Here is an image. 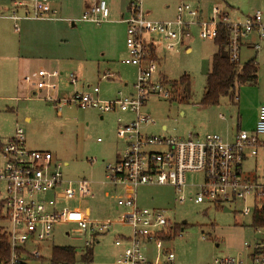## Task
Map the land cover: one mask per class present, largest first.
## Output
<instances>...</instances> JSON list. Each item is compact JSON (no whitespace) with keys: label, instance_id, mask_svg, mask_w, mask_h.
<instances>
[{"label":"rangeland","instance_id":"1","mask_svg":"<svg viewBox=\"0 0 264 264\" xmlns=\"http://www.w3.org/2000/svg\"><path fill=\"white\" fill-rule=\"evenodd\" d=\"M86 1L92 0H51L59 10L60 17L74 18L82 16ZM108 1L111 19L121 17L124 4L126 12H129L130 0ZM181 4L197 8L201 11V17L190 27L191 36L185 38L184 44L168 50L165 44L157 43V48H163L159 51L158 73L172 84L187 74L191 77V89L188 91L186 85L181 84L174 94L172 92L173 100L149 98L143 111L150 114L156 124L143 125V132L163 134V125L168 127L165 134L183 137L190 133H219L232 138L239 127L253 131L258 111L264 105V44L256 33H252L245 42L248 44L253 41L259 47L249 49L244 42L238 70L252 57H256L257 82L236 84L231 95L223 96L218 105L204 106L201 101L212 58L217 51L212 20L217 19V16L221 20L228 12L230 23H244L248 16L260 11L264 23V0H144L145 10L151 12L152 19L159 21L175 19ZM215 9L220 13H215ZM6 11L12 14V0H0V13ZM123 58L113 59L111 71L101 64V74L95 69L87 76L86 84L99 86L101 98H123L134 94L138 67L123 63ZM70 72L72 70L65 72L60 79V95L52 97L71 96L76 89L82 91L80 85L75 88L68 83L66 75ZM106 72L112 77H104ZM159 74L155 76L156 79ZM3 80L8 85H0V97L15 94L11 90V79ZM32 96L36 98L23 101L0 99V141L13 136L19 125L24 130L27 146L51 152L56 162L61 164L65 179H88L92 182L93 198L66 203L73 209L89 207L88 217L92 221L112 223L110 231L94 238L91 245L94 254L92 264H121L118 260L129 249V244L126 242L118 246L116 241L120 235H131L132 227L125 223L126 209L119 208L118 201L134 196L140 207L163 211L181 229L161 239L151 240L142 248L150 261L164 259L172 251L176 261L181 264L213 263L247 252L245 243H253L261 236L254 229V216L243 213L244 200H237L226 211L209 203H195L189 195L190 187L186 190V200L178 203V192L170 185H142L135 189L130 185L111 183L106 177V166L115 162L117 154L125 148V143L117 135L118 121L122 118L126 123L133 118V114L120 111L102 114L96 108H81L75 103H59L56 109L52 102L44 100V92ZM26 118L30 121H26ZM260 139L264 141V135ZM244 170L245 176L251 181L264 183V145L259 148L257 156L245 160ZM200 177L198 174L187 175L188 181H198ZM5 197L6 186L0 180V200ZM249 204L253 205L251 200ZM0 225L7 226L5 220L0 221ZM71 227L76 225H57L52 239L39 244L43 260L27 257L30 258L29 264H49L52 248L56 245L72 246L83 252L85 245L78 238L79 234L73 233V237L67 232Z\"/></svg>","mask_w":264,"mask_h":264},{"label":"built area","instance_id":"2","mask_svg":"<svg viewBox=\"0 0 264 264\" xmlns=\"http://www.w3.org/2000/svg\"><path fill=\"white\" fill-rule=\"evenodd\" d=\"M12 2L10 17L16 21L56 17L57 10L52 7L51 0ZM215 13L220 12L215 9ZM109 16L108 1L99 0L76 21L101 24L108 21ZM200 17V10L181 4L175 19L154 20L144 8V0H130L129 12L124 18L128 50L124 63L138 67L134 94L103 99L99 86H95L85 91L76 90L71 96L54 98L48 79L44 100L52 102L56 109L59 103H75L81 108H96L103 114L116 111L133 114V118L126 123L122 118L118 121L117 134L125 143V148L117 154L115 162L106 166V177L114 185H130L135 189L142 185H170L178 192V203L186 200V190L190 187V198L197 204L230 208L237 200H244L243 213L254 216L255 211L264 205V183L251 181L245 176L244 162L249 155L256 156L264 145L260 139L264 135V105L260 107L255 129H239L231 140L219 133H190L183 137L153 135L142 130L143 125L156 124L154 118L143 111L149 98L173 100L172 92H175L172 82L158 73L157 43L165 44L168 50L184 44L185 38L191 36L190 27ZM262 20L260 11L248 16L244 23H230L226 16L224 22L231 26L228 49L232 62L240 63L242 46L252 33H256L264 44ZM212 21L216 36L220 19L217 16ZM251 42L253 49L259 47L258 43ZM157 74L159 78L156 79ZM109 75L106 72L104 77ZM69 78L72 84H77L74 73ZM40 93L42 90L39 89ZM61 169V164L56 162L51 152L27 146L24 130L19 125L13 136L1 141L0 180L6 186L4 220L11 253L7 264H29L31 257L41 258L39 244L51 240L59 224L76 225L67 232L72 236L78 233L85 249L93 244L96 236L110 231L112 223L92 221L88 217L89 207L73 209L66 204L93 198L94 192L90 180L65 179ZM188 173L201 177L198 181H188ZM249 200L253 205L249 204ZM118 207L126 209L125 223L132 227L131 235H120L116 241L118 246L126 242L129 244L119 263L181 264L172 251L164 259L155 261H150L142 252L151 240L169 236L178 226L163 211L140 207L136 196L120 199ZM254 228L261 236L253 243H245L249 253L242 252L236 257L208 264H264V228Z\"/></svg>","mask_w":264,"mask_h":264},{"label":"crops","instance_id":"3","mask_svg":"<svg viewBox=\"0 0 264 264\" xmlns=\"http://www.w3.org/2000/svg\"><path fill=\"white\" fill-rule=\"evenodd\" d=\"M98 1H86L84 11ZM51 4L57 13L55 18L50 19H21L16 21L10 17V11L0 13V85H8L3 79L10 78L11 90L15 93L1 96V100L23 101L36 98L32 94H38L39 89L42 90V93H46L48 79L51 82L49 90L52 95H60V79L69 70L72 72L66 75L68 83L72 84L69 76L74 73L77 77V84L72 85L75 88L80 85L82 91L88 90L91 85L86 84L87 76L91 75L95 69L98 74H101L102 64L111 71L110 68L113 66L115 57H124L122 59L124 63L128 56L126 47L127 24L124 20L128 13L125 10L127 8L125 4V9L121 10V17L111 19L110 9L108 21L101 24L80 22L76 21L79 18L69 16L60 17L59 10L52 2ZM146 11L151 17V12ZM226 14L229 19V13L226 12ZM247 43L249 44L245 43L247 48H253L252 42ZM162 49L157 48L158 57L159 51ZM187 50L190 49L187 48ZM212 65L213 58L208 73L211 72ZM54 72L57 74H53ZM109 77L111 78L112 74ZM26 121H30V119L26 118ZM162 132L163 134L160 135H167L165 134L168 132L166 125L162 126ZM235 134L232 138L223 136L231 140ZM252 157L254 156L249 155L247 158ZM246 253H249V250Z\"/></svg>","mask_w":264,"mask_h":264},{"label":"trees","instance_id":"4","mask_svg":"<svg viewBox=\"0 0 264 264\" xmlns=\"http://www.w3.org/2000/svg\"><path fill=\"white\" fill-rule=\"evenodd\" d=\"M226 18V17H225ZM221 18L218 24V32L214 38L217 51L213 55V65L210 73L207 74V83L202 98V105L211 106L218 105L223 96L231 95L236 84H245L257 82V59L256 57L247 61L243 67L238 70L239 63H234L229 55V42L231 26L225 23ZM181 84L186 85L188 91L191 89L189 75H184L180 81H175L173 86L175 91ZM1 143V141H0ZM5 201L0 200V221L4 220ZM254 227L264 228V205L260 210H256L254 214ZM183 225V224H182ZM180 227H175V233ZM181 231V229H180ZM10 246L5 226L0 225V264H7L10 258ZM43 258H41V261ZM94 254L91 246L83 252H79L72 246H53L49 264H92Z\"/></svg>","mask_w":264,"mask_h":264},{"label":"water","instance_id":"5","mask_svg":"<svg viewBox=\"0 0 264 264\" xmlns=\"http://www.w3.org/2000/svg\"><path fill=\"white\" fill-rule=\"evenodd\" d=\"M224 210H226V211H229V209L228 208H225ZM185 223V222H184Z\"/></svg>","mask_w":264,"mask_h":264}]
</instances>
